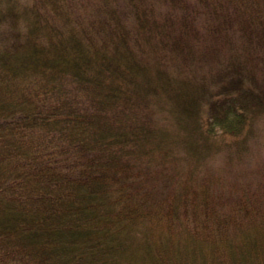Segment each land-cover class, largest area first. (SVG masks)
<instances>
[{
	"label": "trees",
	"instance_id": "obj_1",
	"mask_svg": "<svg viewBox=\"0 0 264 264\" xmlns=\"http://www.w3.org/2000/svg\"><path fill=\"white\" fill-rule=\"evenodd\" d=\"M263 136L264 0H0V264H264Z\"/></svg>",
	"mask_w": 264,
	"mask_h": 264
},
{
	"label": "rangeland",
	"instance_id": "obj_2",
	"mask_svg": "<svg viewBox=\"0 0 264 264\" xmlns=\"http://www.w3.org/2000/svg\"><path fill=\"white\" fill-rule=\"evenodd\" d=\"M262 142H263V145H264V136H263V138H262ZM261 152H260V157H261V159L263 158L264 159V146H263V148L260 150ZM260 157L258 156L257 158L258 159H260Z\"/></svg>",
	"mask_w": 264,
	"mask_h": 264
}]
</instances>
